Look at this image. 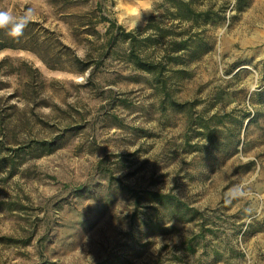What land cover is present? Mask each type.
Masks as SVG:
<instances>
[{"label":"rangeland","instance_id":"374dc122","mask_svg":"<svg viewBox=\"0 0 264 264\" xmlns=\"http://www.w3.org/2000/svg\"><path fill=\"white\" fill-rule=\"evenodd\" d=\"M186 1L211 20L164 0H0L33 11L14 37L32 50H0V264H264V0ZM109 21H152L138 51L168 62L159 81L123 38L107 47ZM235 184L246 199L226 206Z\"/></svg>","mask_w":264,"mask_h":264},{"label":"trees","instance_id":"16d2710c","mask_svg":"<svg viewBox=\"0 0 264 264\" xmlns=\"http://www.w3.org/2000/svg\"><path fill=\"white\" fill-rule=\"evenodd\" d=\"M166 3L171 4V6L177 11V16L178 18L183 21V22H189V21H197L195 19L196 17H203V22H207L211 20L209 18L210 16V11H200L196 12L193 8L192 2L191 1H186V0H164ZM246 7V4H238V10L241 11ZM220 19V17H219ZM107 20V19H104ZM110 25L108 26L106 30V35L108 36L107 39V47L113 46L114 43H116V40L119 38H123L128 42V59L130 62L133 63V65L142 71H145L147 73H152L156 76L157 80L159 81L160 77L162 76L163 70H165L166 65L168 62L163 63L162 60L159 61H150L148 60V57L140 54L138 51L139 47V40L137 37L139 34L141 35L143 32L148 30L151 25L152 21L148 22L146 27L143 30H139V34H136V32L133 31H126L122 26L116 25L115 22L109 21ZM116 30L114 33L113 30ZM150 38V36L144 38L145 42ZM13 36L10 35L9 29H0V50H3L5 48H21L24 47L26 49L32 50V48L29 45H26L21 39V41H18L19 43L16 44ZM173 45V52H185L187 51L188 53L191 51L189 50L193 44L195 43V40L192 39L191 35H189L186 39H181L179 41H171ZM194 58V57H191ZM78 62H81L77 58ZM151 196L155 199H158L160 202L164 203H170L175 205V207L181 209L184 213L189 214V219H191L195 215V209L187 206L184 204L181 200L176 198L175 196L171 194H160V193H151Z\"/></svg>","mask_w":264,"mask_h":264},{"label":"clouds","instance_id":"9594fccd","mask_svg":"<svg viewBox=\"0 0 264 264\" xmlns=\"http://www.w3.org/2000/svg\"><path fill=\"white\" fill-rule=\"evenodd\" d=\"M32 16V9H26L24 13L18 17L9 9H0V29L7 28L11 36L18 38L23 34ZM245 187L246 186L243 184H235L229 187L223 195V203L227 206L230 205L233 200L246 199ZM156 239L160 240L159 238ZM89 261L90 264H93L91 257H89Z\"/></svg>","mask_w":264,"mask_h":264},{"label":"bare ground","instance_id":"6f19581e","mask_svg":"<svg viewBox=\"0 0 264 264\" xmlns=\"http://www.w3.org/2000/svg\"><path fill=\"white\" fill-rule=\"evenodd\" d=\"M256 6L261 9L263 7V2H261L260 0L257 1L256 3ZM249 20H251L252 22H257L258 21V24H262L263 22V19H254L253 16L250 14V16L248 17Z\"/></svg>","mask_w":264,"mask_h":264}]
</instances>
